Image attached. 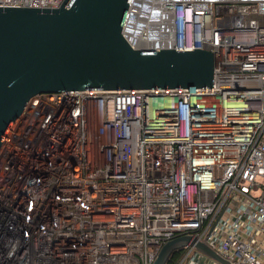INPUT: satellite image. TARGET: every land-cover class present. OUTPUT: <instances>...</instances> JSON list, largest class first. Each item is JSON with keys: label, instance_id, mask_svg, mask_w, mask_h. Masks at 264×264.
Returning <instances> with one entry per match:
<instances>
[{"label": "built area", "instance_id": "obj_1", "mask_svg": "<svg viewBox=\"0 0 264 264\" xmlns=\"http://www.w3.org/2000/svg\"><path fill=\"white\" fill-rule=\"evenodd\" d=\"M122 34L211 51L212 87L32 96L0 144V264H152L180 235L173 264H264V0H129Z\"/></svg>", "mask_w": 264, "mask_h": 264}, {"label": "water", "instance_id": "obj_2", "mask_svg": "<svg viewBox=\"0 0 264 264\" xmlns=\"http://www.w3.org/2000/svg\"><path fill=\"white\" fill-rule=\"evenodd\" d=\"M129 0H63L58 7L0 6V144L29 99L73 89L212 87L214 56L194 48L140 49L122 34ZM190 235L166 241L165 264ZM203 252H216L196 242Z\"/></svg>", "mask_w": 264, "mask_h": 264}, {"label": "trees", "instance_id": "obj_3", "mask_svg": "<svg viewBox=\"0 0 264 264\" xmlns=\"http://www.w3.org/2000/svg\"><path fill=\"white\" fill-rule=\"evenodd\" d=\"M178 256H179V252H178L177 250H174V251L170 254V256H169V258H168V260L166 261L165 264H173L174 261L178 258Z\"/></svg>", "mask_w": 264, "mask_h": 264}, {"label": "rangeland", "instance_id": "obj_4", "mask_svg": "<svg viewBox=\"0 0 264 264\" xmlns=\"http://www.w3.org/2000/svg\"><path fill=\"white\" fill-rule=\"evenodd\" d=\"M259 191L254 192V194H258Z\"/></svg>", "mask_w": 264, "mask_h": 264}, {"label": "bare ground", "instance_id": "obj_5", "mask_svg": "<svg viewBox=\"0 0 264 264\" xmlns=\"http://www.w3.org/2000/svg\"><path fill=\"white\" fill-rule=\"evenodd\" d=\"M133 43H135V41H132Z\"/></svg>", "mask_w": 264, "mask_h": 264}]
</instances>
